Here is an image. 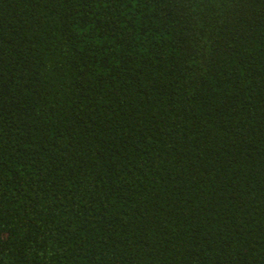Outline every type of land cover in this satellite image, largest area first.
<instances>
[{"label":"trees","instance_id":"obj_1","mask_svg":"<svg viewBox=\"0 0 264 264\" xmlns=\"http://www.w3.org/2000/svg\"><path fill=\"white\" fill-rule=\"evenodd\" d=\"M0 264H264V0H0Z\"/></svg>","mask_w":264,"mask_h":264}]
</instances>
